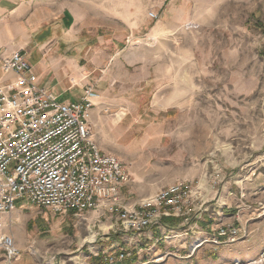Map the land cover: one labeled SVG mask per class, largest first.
Instances as JSON below:
<instances>
[{"label":"rangeland","instance_id":"374dc122","mask_svg":"<svg viewBox=\"0 0 264 264\" xmlns=\"http://www.w3.org/2000/svg\"><path fill=\"white\" fill-rule=\"evenodd\" d=\"M74 8L64 44V64L73 67L58 63V71L81 92L91 85L98 94L94 139L129 170L130 204L184 182L194 210L189 223L179 214L170 217L180 222L147 229L148 239L106 210L76 216L18 201L0 216V259L105 264L128 249L130 264H212L224 249L204 242L188 257L184 245L213 212L246 225L251 240L243 245L257 250L264 242V0H81ZM163 226L188 233V241L167 246ZM2 236L13 237L17 258L8 257ZM152 247L161 252L154 258Z\"/></svg>","mask_w":264,"mask_h":264},{"label":"built area","instance_id":"2783aa9c","mask_svg":"<svg viewBox=\"0 0 264 264\" xmlns=\"http://www.w3.org/2000/svg\"><path fill=\"white\" fill-rule=\"evenodd\" d=\"M0 65L5 72L14 74L0 79V216L12 212L18 201H24L76 216L104 209L117 214L125 230L138 234L161 225L164 217L180 214L186 215L185 223L189 221L187 213L194 208L187 198L188 183L178 182L136 206L127 205L121 189L131 181V174L117 155L104 152L94 139L91 86L79 101H62L39 83L24 53L17 51L10 57L0 54ZM203 205L202 214L207 210ZM260 205L259 217L264 215V203ZM219 223L216 235L227 242L251 240L246 225L223 223L220 217ZM204 242L198 238L190 244L187 256H193ZM213 242L220 244L217 239ZM1 245L8 257H18L13 237L2 236ZM169 254L166 252L165 257ZM130 256L128 249H120L105 264H130ZM151 262L142 259L134 264ZM232 264H264V245L258 254L234 259Z\"/></svg>","mask_w":264,"mask_h":264},{"label":"crops","instance_id":"0c3cea01","mask_svg":"<svg viewBox=\"0 0 264 264\" xmlns=\"http://www.w3.org/2000/svg\"><path fill=\"white\" fill-rule=\"evenodd\" d=\"M79 2L81 0H0V54L4 57H10L17 51L24 53L33 66V71L37 74L39 83L46 85L62 101H79L88 87L81 92V88L76 87L75 83L69 82L68 79L65 80L66 75L58 71V63H67L65 57L68 53L66 54L64 44L72 23L77 20V10L74 7ZM64 67L70 70L73 66L66 64ZM0 68V79L6 80L14 76L12 72H5L1 65ZM98 97L95 92L92 98L93 103ZM125 188L126 186L121 189L123 197L128 206H131L133 204H130L131 201L124 192ZM94 212L101 214L104 209ZM214 215V213L205 214L203 224L199 226L200 232L196 231V236L191 237L190 241L187 239L189 238L188 233L174 235L173 233H166L165 230L162 232L163 236L159 237L164 238V241L166 240L167 246L181 243L180 239H187L188 245L184 246L188 248L198 238L213 243L215 248L224 249L219 256L217 255L218 258L215 255L212 258L222 264H232L234 259H242L245 255L244 251H248L249 257L259 253L264 242L260 244L257 250L250 251L249 246L245 247L243 245L245 241L229 243L225 238L218 237L215 225L218 223L219 218H213ZM214 219L217 221H213L210 227L209 222ZM194 224H198V222ZM148 233L149 231L146 233L148 239L153 238V233ZM135 238V244L140 243V238ZM214 239L219 240L220 244H215ZM114 246H116L115 243ZM152 248L147 249V251L154 253L151 258L161 253L159 250H155L154 247ZM98 250L102 252L103 249ZM167 252L171 253L172 249ZM187 255L188 253L185 256ZM0 264H9V262L0 259Z\"/></svg>","mask_w":264,"mask_h":264},{"label":"trees","instance_id":"16d2710c","mask_svg":"<svg viewBox=\"0 0 264 264\" xmlns=\"http://www.w3.org/2000/svg\"><path fill=\"white\" fill-rule=\"evenodd\" d=\"M254 25L257 26V23H254ZM172 219H178V218H175V217H164V218L162 219V222L166 224V223H169L170 220H172ZM178 220H179V222H180V219H178Z\"/></svg>","mask_w":264,"mask_h":264},{"label":"bare ground","instance_id":"6f19581e","mask_svg":"<svg viewBox=\"0 0 264 264\" xmlns=\"http://www.w3.org/2000/svg\"><path fill=\"white\" fill-rule=\"evenodd\" d=\"M88 239H94V235L89 236ZM172 239H173V238H172ZM172 239H171V240H172Z\"/></svg>","mask_w":264,"mask_h":264}]
</instances>
